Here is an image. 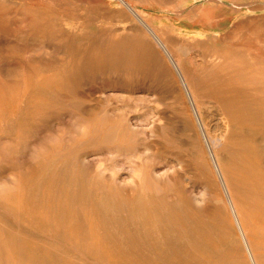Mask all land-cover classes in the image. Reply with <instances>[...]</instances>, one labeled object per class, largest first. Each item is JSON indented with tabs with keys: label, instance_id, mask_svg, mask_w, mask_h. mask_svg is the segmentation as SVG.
<instances>
[{
	"label": "rangeland",
	"instance_id": "obj_1",
	"mask_svg": "<svg viewBox=\"0 0 264 264\" xmlns=\"http://www.w3.org/2000/svg\"><path fill=\"white\" fill-rule=\"evenodd\" d=\"M126 2L0 0V264H264V0Z\"/></svg>",
	"mask_w": 264,
	"mask_h": 264
},
{
	"label": "bare ground",
	"instance_id": "obj_2",
	"mask_svg": "<svg viewBox=\"0 0 264 264\" xmlns=\"http://www.w3.org/2000/svg\"><path fill=\"white\" fill-rule=\"evenodd\" d=\"M122 3H124L125 5H127L126 7H128L132 12H133V14L141 21V23L146 27V29H148V31L153 35V38H155L156 39V41L160 44V45H164V43L162 42V40H161V38H159L160 36H159V34L156 32V29L154 30L152 27H151V25L149 24V23H147L146 22V20H145V18H144V16H143V14L141 13V12H139L138 10H135V9H133V7H131L127 2H126V0H120ZM139 9V8H138ZM140 23V22H139ZM142 25V26H143ZM143 26V27H144ZM154 39V40H155ZM165 43H167L166 41H165ZM170 44V43H169ZM168 45V44H167ZM171 45V44H170ZM159 46V45H158ZM167 47V46H166ZM165 47V48H166ZM173 47H174V45H173ZM168 48V47H167ZM176 49V48H175ZM183 49V48H182ZM162 50V49H161ZM169 51V50H168ZM175 51H177V50H175ZM179 52V51H178ZM180 53V52H179ZM170 54H172V53H170ZM173 55V54H172ZM176 57V56H175ZM170 59V58H169ZM174 59V58H173ZM185 60V59H184ZM175 62H176V60H175ZM179 67V66H178ZM180 68H182V67H179V69ZM195 68V67H194ZM175 71V70H174ZM182 71V70H181ZM176 73V72H175ZM191 73V72H190ZM177 74V73H176ZM183 74H184V71H183ZM182 74V75H183ZM194 75V74H193ZM186 76V75H185ZM192 76V75H191ZM193 78V77H192ZM187 79V78H186ZM183 80V79H182ZM185 81V80H184ZM192 84V83H191ZM189 86V85H188ZM184 88V87H183ZM190 89V88H189ZM193 89V88H192ZM184 90V89H183ZM190 91H193V90H190ZM189 91V92H190ZM185 94V93H184ZM189 95H190V93H188ZM191 94H193V92L191 93ZM195 94V93H194ZM191 96V95H190ZM193 96V95H192ZM191 96V97H192ZM197 98V97H196ZM194 100L196 101V99L194 98ZM198 101V100H197ZM200 104H201V102H199ZM220 104V103H219ZM195 106H196V112H197V116L199 117V119H200V121H201V124H202V128H203V131H204V135L206 136V138H207V141L210 143V148H211V150H212V153L214 154V157L216 158L217 156H215V147L216 148H218L217 146L218 145H220L221 143H222V138H223V135L225 134V129L223 130V132H222V138L220 137V135H219V138H217V137H210L209 135H208V130H207V127H206V125L204 124L205 122H203V118H202V114H201V111H199V108H198V106H197V103L195 102ZM202 106V105H201ZM221 108V107H220ZM219 110H222V109H219ZM191 111V110H190ZM223 111V110H222ZM216 112V111H215ZM222 113V112H221ZM206 119V118H205ZM221 119V118H220ZM199 121V120H198ZM199 121V122H200ZM211 121V120H210ZM210 123V122H209ZM223 124V123H222ZM220 125V124H219ZM220 126H223V127H226V126H224V125H220ZM199 127V126H198ZM200 128V127H199ZM198 129V128H197ZM219 129V128H218ZM221 131V130H220ZM199 132H201V131H199ZM214 132V131H213ZM215 132H216V129H215ZM202 133V132H201ZM216 133H214V135H215ZM219 134H220V132H219ZM213 135V134H212ZM217 136H218V134H217ZM204 138V137H203ZM215 138V139H214ZM224 141V140H223ZM204 143V142H203ZM209 145V144H208ZM218 160V159H217ZM216 160V161H217ZM221 164L219 163V166H220ZM218 166V167H219ZM215 167V166H214ZM213 167V168H214ZM218 167H216V168H218ZM218 171H219V173H220V176H221V178H222V181H223V185H225V187H226V183L227 182H225L226 181V179L224 178V175H223V173H222V169H220V167H219V169H217ZM218 175V174H217ZM222 184V183H221ZM229 188V187H228ZM224 189V188H223ZM226 190H227V193H228V199H229V202H230V205H231V209H232V213L234 214V217H235V219H236V221H237V224H238V226H239V228H240V230H241V232H242V234H243V237H244V239H245V244L247 245V247L249 248V249H251L250 248V243H249V241H248V238H247V236H246V233H245V231H244V229H243V226H242V224H241V222L239 221V215H238V211H237V208L235 207V204H234V200L232 199V196L230 195V193H229V191H228V189H227V187H226ZM226 195V194H225ZM228 201V200H227ZM229 204V203H228ZM249 252V251H248ZM252 252V251H251ZM254 256V255H253ZM251 257V256H250ZM253 259H254V257H253ZM255 260V259H254ZM253 261V260H252Z\"/></svg>",
	"mask_w": 264,
	"mask_h": 264
},
{
	"label": "crops",
	"instance_id": "obj_3",
	"mask_svg": "<svg viewBox=\"0 0 264 264\" xmlns=\"http://www.w3.org/2000/svg\"><path fill=\"white\" fill-rule=\"evenodd\" d=\"M246 247H247V246H246ZM250 248H251V246H250ZM247 249H248L249 254H250V256H251V260H253V261H252L253 264H258L257 261H256V259H255V257L253 256V252H251V251H252V248L249 249V248L247 247ZM253 257H254L255 260L253 259Z\"/></svg>",
	"mask_w": 264,
	"mask_h": 264
}]
</instances>
